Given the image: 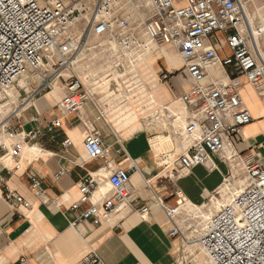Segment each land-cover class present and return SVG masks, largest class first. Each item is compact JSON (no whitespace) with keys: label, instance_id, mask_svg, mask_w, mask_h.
Listing matches in <instances>:
<instances>
[{"label":"built area","instance_id":"1","mask_svg":"<svg viewBox=\"0 0 264 264\" xmlns=\"http://www.w3.org/2000/svg\"><path fill=\"white\" fill-rule=\"evenodd\" d=\"M243 4L242 0H0V99L31 72L30 83L35 86L26 97L28 102L63 79L67 87L59 102L63 115L79 111L86 102L95 106L76 69L92 37L116 44L113 63L118 70L124 65L122 60L134 68L163 45L180 54L183 69L193 82L178 99L182 108L175 112L168 105L159 106L145 117L153 122L165 118L168 126L176 121L183 125L186 145L171 165L163 161V169L173 166L182 172L218 158L236 169L240 183L234 187L229 173L223 187L208 199L213 208L191 203L177 188L171 195L173 205L159 197L154 202L169 221V236L197 245L210 264H264V161L245 160L234 148L235 137L252 121L240 94L242 79L253 86L264 106V59L249 45ZM175 71L162 70L159 79L166 80ZM148 98L151 103V96ZM60 126L57 118L46 129L52 132ZM0 128L9 138H18L7 150L12 158H20L25 144L36 145L40 136L38 128L24 131L20 124L10 127L1 120ZM70 144L69 138L63 141L64 146ZM83 148L90 159H102L108 166L110 146L98 133L86 134ZM115 153L128 160V166L110 167L105 177L110 193L96 195V177L86 174L82 178L79 200L69 209L87 205L71 226L82 220L98 224L129 204L130 170H137L136 164L120 140ZM30 187L36 195L42 193L36 176H31ZM0 188L12 210L17 205L30 207V201L9 189L1 176ZM219 189L228 193L224 201ZM148 210L146 204L138 207L142 219ZM75 264L105 263L95 250H89Z\"/></svg>","mask_w":264,"mask_h":264},{"label":"crops","instance_id":"2","mask_svg":"<svg viewBox=\"0 0 264 264\" xmlns=\"http://www.w3.org/2000/svg\"><path fill=\"white\" fill-rule=\"evenodd\" d=\"M111 44L105 38L92 37L91 47L76 65L95 106L86 102L79 111L63 115L59 102L67 87L59 79L48 91L29 101L20 114L1 119L10 127L20 124L24 131L38 128L40 136L36 145L25 144L26 150L20 158H12L7 150L18 138H9L0 128V145L5 144L0 147V176L9 189L30 201L29 208L17 205L12 210L0 188V264H17L20 260L21 264H75L89 250H95L105 264H200L199 259L210 264L197 245L169 236L171 226L154 198L173 205L171 195L177 188L191 203L203 205L221 185L228 171L227 163L213 158L212 163L182 172L173 166L162 169L153 158L150 142V138L158 136L152 133L158 128V122L146 120V116L125 115L127 105L132 103L145 115L165 105L172 106L171 110L176 112L179 97L193 82L183 66L169 69L165 64L167 70L180 73L163 81L159 79L162 59H158L163 55L162 47L155 52L158 57L154 79L142 78L141 59L134 68L122 60L124 65L118 70L113 63L116 47ZM100 58H104L103 70L110 72L111 80L102 81L98 75L94 62ZM152 94H160L161 101L156 103ZM240 94L252 121L235 137L234 148L245 160L264 161V106L253 86L243 79ZM97 109L103 114L99 115ZM33 116L36 121L30 120ZM57 118L61 126L47 131V124ZM91 132L98 133L110 146L108 166L102 159L87 156L83 139ZM66 138L71 141L69 146L63 145ZM117 140L122 142L137 168L130 170L129 204L98 224L82 220L76 227L71 226L70 222L87 205L82 203L78 209H69L79 200L82 178L86 174L96 177L99 188L96 195L110 193L105 177L115 167L128 166V160H122L115 153ZM60 170L63 172L57 176ZM31 176L39 180L42 191L39 196L31 190ZM57 204H61L60 208ZM143 204L149 208L144 219L138 214V207Z\"/></svg>","mask_w":264,"mask_h":264},{"label":"rangeland","instance_id":"3","mask_svg":"<svg viewBox=\"0 0 264 264\" xmlns=\"http://www.w3.org/2000/svg\"><path fill=\"white\" fill-rule=\"evenodd\" d=\"M242 1L244 3L243 4L244 10H245V12L248 13V14L246 13L248 15V34L250 36V34L252 33V37L253 36H254V38L256 37L255 39L258 42L260 50L264 54V0H242ZM258 29L260 31L259 33H257ZM106 41H108V40H106ZM110 43H112L111 44L112 47L113 46L116 47L113 42H110ZM95 45H97V43ZM249 45L251 48H253V45L251 43V38H249ZM162 48H163L162 50L165 49V50H169V51L175 53L174 51L169 49V46L163 45ZM157 57H158L157 53L150 52L141 59V61L142 60L150 61L149 67L143 66L139 61V66L141 69L142 78L146 79L149 75H151L153 77L155 76L154 75L155 61H156ZM95 59H98V58H95ZM160 59H162V60L159 61V65L162 67V70L168 71L166 69V67L167 68H169V67L167 66V64L165 62L164 56L162 55L161 58H159L158 60H160ZM103 60H104V58H100L98 61L95 60L94 65L96 67V71L98 72V75L100 77H102L101 78L102 81L111 80L112 77L110 75V72L107 69L103 70V68L105 67ZM164 64L166 65V67ZM178 71H180V70H178ZM215 71L217 74L218 70L216 69ZM92 72H94V71H92ZM179 73L180 72H177V71L174 72V74H179ZM31 75H32L31 72H29L28 74H24L22 77H20L16 81L15 85L10 90H7V92L4 93L3 96H1L2 98L0 99V105L3 104L4 106L2 107V109H0V120L1 119L7 120L10 116H17L18 114H20L21 109L27 105L28 101H27L26 97L31 93V91L34 89V86H35V84L30 83V77L29 76H31ZM150 82H152V81H150ZM152 83H154V82H152ZM112 84H113V81H112ZM149 95H151V94H149ZM148 107H149V105L146 104V109ZM136 108H137L136 113H137L138 118L148 115V114L145 115L144 111H142V109H139L137 106H136ZM171 108H172V106L170 107V109ZM181 108L182 107L180 105V102H178L176 104V111L178 112ZM128 111L131 112V110H129V109H128ZM163 113L164 112H162L161 114H163ZM131 114H132V112H131ZM155 122H158V125H157L158 128L156 129V131L153 130L152 133L154 134L153 136L158 135V137H159L158 139H160V143L158 144V146L156 147L155 150L153 149V151H155V152H153L152 154L154 156L153 158H154L155 162L158 165L161 164L162 165L161 168L163 169V167L165 165L164 163L171 165V163L174 161L176 156L182 152L184 146L186 145L185 144L186 139L184 138V135L182 134L181 127L183 125H180L181 123L176 121V122L172 123L173 127L170 125H169L170 126L169 127L167 124V123H169V121L166 120L165 118H159L157 121L155 120ZM161 136H163V137H161ZM150 137H152V136H150ZM219 160H221V159H219ZM163 161H164V163H163ZM221 161H223V160H221ZM227 166H228V171L224 175L222 183L219 187H223L224 183L226 182V181L224 182V180L229 177V173L233 174V178H229V180L231 181L232 185L234 187H236L240 183V181H239L240 175L236 171L235 168H233V170H232L228 164H227ZM220 192H221V194H223L224 193L223 189H222V191L220 190ZM227 195H228V193L222 195V199H223L222 201H224V198H226ZM209 197L203 203H206V205L209 208H213L208 203ZM184 236L188 237L189 234H184ZM197 247L198 246H196V248ZM199 260H200V264H205L204 261H202L201 259H199Z\"/></svg>","mask_w":264,"mask_h":264},{"label":"bare ground","instance_id":"4","mask_svg":"<svg viewBox=\"0 0 264 264\" xmlns=\"http://www.w3.org/2000/svg\"><path fill=\"white\" fill-rule=\"evenodd\" d=\"M245 13H247V12H245ZM248 14V13H247ZM246 14V16H247V19H248V15ZM253 28V27H252ZM250 31V30H249ZM252 32V31H251ZM256 34V33H255ZM254 35V34H253ZM97 38H100V37H97ZM250 38H251V43H252V45H253V47H254V49H258V51H259V55L264 59V54L262 53V51L260 50V47H259V45H258V42L256 41V37L254 38V36L252 37V33L250 34ZM101 39V38H100ZM106 42H108V41H106ZM115 46H116V44H115ZM89 47H91L90 46V41L88 42V48ZM162 54H163V56H164V59H165V62H166V64H167V66L169 67V69L170 68H180L181 66H183V64H184V60H183V58L180 56V54L179 53H173V52H171V51H169V50H162ZM140 63L143 65V66H146V67H149L150 66V61H147V60H140ZM212 70V72H216L215 70V68H213V69H211ZM146 79H154V77L153 76H151V75H149ZM250 85V84H249ZM2 98V97H1ZM152 98L154 99V101L156 102V103H159L160 101H161V96H160V94L157 96V95H154V94H152ZM132 103V102H131ZM4 105L3 104H1L0 105V109H2V107H3ZM128 106V108H129V110H131V112H132V114H131V112L130 111H127V113H125V115H129V116H131V118H135L134 116H136L137 117V113H136V110H137V108L135 107V105L132 103V104H130V105H127ZM127 106H125V108H127ZM133 107V108H132ZM159 137L157 136V137H153V138H151V140H150V142H151V146H152V148L155 150L156 149V147L158 146V144L160 143V139H158ZM32 148L33 147H31L30 148V150H32ZM25 150H26V146L24 147V149H23V152H25ZM22 152V153H23ZM155 152V151H154Z\"/></svg>","mask_w":264,"mask_h":264}]
</instances>
